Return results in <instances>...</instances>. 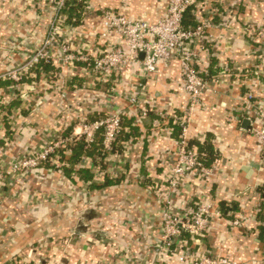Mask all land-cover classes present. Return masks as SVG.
I'll return each instance as SVG.
<instances>
[{
    "label": "crops",
    "instance_id": "obj_1",
    "mask_svg": "<svg viewBox=\"0 0 264 264\" xmlns=\"http://www.w3.org/2000/svg\"><path fill=\"white\" fill-rule=\"evenodd\" d=\"M84 1L76 12L69 10L65 26L74 33L67 29L64 39L76 55L91 60L119 42L103 27L105 13L154 24L166 16L170 2ZM56 13L53 0H0L6 166L60 136L80 133L81 117L93 122L119 111L136 130L125 127L114 152L118 156L106 162L85 152L90 161L82 172H67L83 145L76 143L68 145L72 153L64 149L11 185L0 179V264H162L155 247L163 234V212L152 187L165 181L179 156L176 128L189 104L180 63L160 62L148 78L135 65L121 73L118 84L103 83L83 62L67 65L56 47L54 70L25 80L13 92L12 82L3 76L43 45ZM207 22L211 26L197 51L209 88L203 106L189 117L188 141L198 154L209 155L211 163L206 176L188 174L174 203L178 212L201 202L220 212L205 237L189 238L192 252L233 264H264V157L250 133L261 125L258 112L264 108V40L254 34L264 28V0H199L185 24ZM134 90L149 109L146 118L142 107L126 98ZM248 94L254 95V105L245 103ZM244 121H249L248 129ZM6 166L0 163V172Z\"/></svg>",
    "mask_w": 264,
    "mask_h": 264
},
{
    "label": "built area",
    "instance_id": "obj_2",
    "mask_svg": "<svg viewBox=\"0 0 264 264\" xmlns=\"http://www.w3.org/2000/svg\"><path fill=\"white\" fill-rule=\"evenodd\" d=\"M57 13L49 25L48 36L43 45L36 50L32 57L22 65L10 69L3 78L12 82L13 92L23 85L27 79H36L37 70L43 64H54L58 57L53 53L56 47L64 53L63 61L67 65L74 62H83L90 73L99 77L103 83L114 81L118 84V77L127 68L140 65L142 77H152L157 73L160 62L168 63L177 59L182 69L183 81L188 93L189 104L185 119L180 125L182 128L180 148L177 163L171 168V172L165 181L160 184L154 183L152 190L158 197L163 212V234L157 244L156 254L162 264H233L226 259L209 257L204 254H197L189 249V238L201 240L208 233L214 216H219L220 212L215 211L209 203L196 206H185L181 212L177 211L174 203V194L186 180L191 171L199 172L206 176L209 168L203 163L200 155L189 148L188 124L189 117L203 106V96L209 88L207 81L203 78L199 70L200 55L198 45L204 41L207 28L210 22L194 27L185 26L186 14L191 8L199 4V0H170L166 16L157 23L151 24L146 21L131 20L125 16L105 13L103 27L108 33H113L119 38L112 48L100 52L95 59L87 56L76 55L71 42L64 39V32L67 29L73 35L70 28H66L69 21V8L82 5L84 0H53ZM252 31L251 33H253ZM259 39L264 40V28L254 32ZM143 55V59H141ZM42 75L44 72L39 70ZM115 77V79H114ZM1 78V77H0ZM117 87V85H116ZM127 100L130 105L139 107L145 105L141 95L134 91L128 92ZM245 103L254 105V95L248 94ZM256 103V102H255ZM149 109L143 108L141 115L146 118ZM258 120L261 125L252 127L250 133L258 140L264 157V108L259 109ZM123 113L115 111L106 117L89 121L86 117H81L80 126L82 131L69 138L59 137L54 141L40 146L38 150H33L23 159L10 163L5 162V146L3 120L0 115V163L6 166L1 167L0 179L12 184L19 176L28 171L36 170L46 163L51 157H58L67 148L69 153L72 149L68 145L82 143L85 152L89 151L96 143L97 137H102V151L98 159L106 162L114 155L122 132ZM60 131V129H59ZM84 158L79 168H85L89 157L84 154ZM79 178V176H78ZM102 175L96 177L99 181ZM96 181V183H97ZM168 186L164 188L162 184ZM264 259V258H263ZM49 264H55L50 262Z\"/></svg>",
    "mask_w": 264,
    "mask_h": 264
},
{
    "label": "trees",
    "instance_id": "obj_3",
    "mask_svg": "<svg viewBox=\"0 0 264 264\" xmlns=\"http://www.w3.org/2000/svg\"><path fill=\"white\" fill-rule=\"evenodd\" d=\"M69 10H71V11H73V12H76L77 9H76V7L72 6L71 8H69ZM184 23H185V22H184ZM185 26L188 27V26H190V25L185 24ZM40 69H41L43 72H46V73H50V71H53V70H54L52 64H43V65H41L40 68L37 70L38 75L40 74V72H39ZM203 78H204V77H203ZM204 79H205V78H204ZM205 80H206V79H205ZM125 119H126V118L123 116V123H122V132H121V136H122V134L124 133L125 127H127V126H131V127H133L132 124H131L130 122L126 124ZM96 120H98V118H95L94 121H96ZM176 129L178 130V132H179V134H180V137H181V134H182V128H181V127H177ZM132 130H136L135 127H133ZM121 136H120V138H121ZM120 138H119V141L121 140ZM101 144H102V137H99V139H98V140L96 141V143L92 146V148H91L89 151H87V153L89 152L90 155H92V156L97 155V156L99 157V156L101 155V151H102V145H101ZM192 145H195V144H191V145L189 144V148H190V149H192V147H191ZM76 150H77V151H76V155L74 156L73 166H70L69 169H67V172L70 173V175H71V174L73 175V173L76 172V171L82 172V171H81V168H78V164L80 163L81 158H82L83 154L85 153L84 145H81V146L78 147ZM192 150H193V149H192ZM202 150H204L205 152H208V150H207V148H206L205 146H203ZM199 155H200V158L202 159L203 163H204L206 166H209L210 163H211V161H210V159H209V155H207V157H206V153H204V152H203V154H199ZM208 161H210L209 164H208ZM84 173H85V176H86V180H89V178H91V177L89 176V173L86 172V171H85ZM109 183H110V181H107V184H106V185H108ZM261 220L264 222V215H263V217H261ZM84 228H86V227H82V231L84 230ZM261 231H262L261 236H262L263 239H264V224H263V226L261 227Z\"/></svg>",
    "mask_w": 264,
    "mask_h": 264
},
{
    "label": "water",
    "instance_id": "obj_4",
    "mask_svg": "<svg viewBox=\"0 0 264 264\" xmlns=\"http://www.w3.org/2000/svg\"><path fill=\"white\" fill-rule=\"evenodd\" d=\"M141 58H143V55H141ZM244 124H245V129H248V127L247 126H249V121H244ZM84 230H87V227L86 228H84ZM96 236H98V237H100V234L99 233H97L96 234Z\"/></svg>",
    "mask_w": 264,
    "mask_h": 264
}]
</instances>
